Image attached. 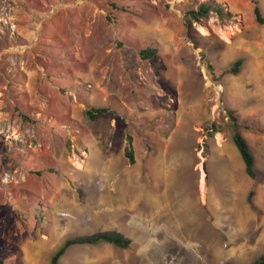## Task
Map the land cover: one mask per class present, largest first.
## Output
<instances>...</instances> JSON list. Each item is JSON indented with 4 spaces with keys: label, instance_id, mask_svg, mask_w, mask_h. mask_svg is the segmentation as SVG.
Instances as JSON below:
<instances>
[{
    "label": "rangeland",
    "instance_id": "1",
    "mask_svg": "<svg viewBox=\"0 0 264 264\" xmlns=\"http://www.w3.org/2000/svg\"><path fill=\"white\" fill-rule=\"evenodd\" d=\"M201 4L223 17L194 21L191 41L184 13ZM92 107L108 112L90 121ZM224 107L248 127L260 183ZM103 231L129 248L77 245L58 264L264 255V27L250 0H0V258L48 264L64 240Z\"/></svg>",
    "mask_w": 264,
    "mask_h": 264
},
{
    "label": "trees",
    "instance_id": "2",
    "mask_svg": "<svg viewBox=\"0 0 264 264\" xmlns=\"http://www.w3.org/2000/svg\"><path fill=\"white\" fill-rule=\"evenodd\" d=\"M253 20L254 23L259 27H264V15L259 7L257 0H250ZM114 6V5H112ZM211 12H214L218 17H223V12L219 7H211L207 4H201L196 10H188L184 13V27L185 33L191 41H194L193 37V22L197 21L199 18H206ZM153 49H144L140 51V56L142 59L150 60L155 54ZM206 67L211 74H213V67L209 63V60H205ZM242 66V59H237L228 68L223 71V75L226 74H238ZM108 112L107 108H89L85 111V116L88 120L93 121L98 116L106 114ZM224 115L228 118L227 127L230 133L231 141L236 148L240 159L243 164V169L246 176L254 183L262 182V177L256 171V161L248 146V143L244 136L242 135L243 129H248L243 122L239 119L238 115L228 107L223 109ZM26 119L25 116H22ZM208 136H213V134L220 132V128L216 125H211L206 129ZM126 156L130 163H133V156L130 149L126 151ZM254 194L253 190L248 193V199H250ZM131 241L129 238L123 236L121 233L116 231H103L95 232L89 235L76 236L64 240L57 249L51 254L48 264H58L59 259L64 255V253L73 246L77 245H90L96 246L99 244H108L114 248L126 250L129 248ZM0 264H5V260L0 258ZM252 264H264V255L255 260Z\"/></svg>",
    "mask_w": 264,
    "mask_h": 264
},
{
    "label": "bare ground",
    "instance_id": "3",
    "mask_svg": "<svg viewBox=\"0 0 264 264\" xmlns=\"http://www.w3.org/2000/svg\"><path fill=\"white\" fill-rule=\"evenodd\" d=\"M184 196V195H183ZM189 214V213H188Z\"/></svg>",
    "mask_w": 264,
    "mask_h": 264
}]
</instances>
